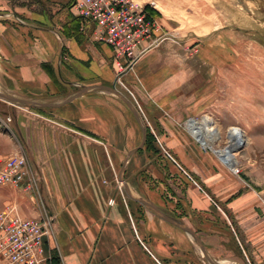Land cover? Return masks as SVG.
Instances as JSON below:
<instances>
[{
  "label": "crops",
  "instance_id": "0c3cea01",
  "mask_svg": "<svg viewBox=\"0 0 264 264\" xmlns=\"http://www.w3.org/2000/svg\"><path fill=\"white\" fill-rule=\"evenodd\" d=\"M71 1L0 0L1 93L38 104H19L25 107L63 111L64 123L78 131L58 137L69 150L49 151L45 164L40 155L33 160L53 226L46 242L51 263L206 264L203 248L218 262L244 264L254 254L264 264V210L192 136L185 76L158 48L163 41L121 75L146 118L139 148L137 120L103 89L118 87L113 50L94 39ZM136 148L122 184L123 163ZM8 189L0 186V206L14 197Z\"/></svg>",
  "mask_w": 264,
  "mask_h": 264
},
{
  "label": "rangeland",
  "instance_id": "374dc122",
  "mask_svg": "<svg viewBox=\"0 0 264 264\" xmlns=\"http://www.w3.org/2000/svg\"><path fill=\"white\" fill-rule=\"evenodd\" d=\"M128 1L145 12L150 27L145 45L165 36L184 39L176 42L163 38L158 48L162 46V53L171 57L170 67L185 76V101L194 109L190 119L207 117L208 126L215 132L212 147L198 144L212 151L232 178L255 194L264 210V0ZM198 36L209 38L199 40ZM126 67L127 62L119 63L113 68L114 74ZM120 81L117 88L138 107L135 90L124 78ZM62 119L60 110L25 107L0 99V157L23 155L34 184L26 193L8 189L9 197H14L1 204L0 210L12 204L21 217L34 218V212L39 214L35 218L50 217L40 196L41 175L33 160L40 155L45 164L50 159L49 151L69 150L66 147L70 144L60 142L58 137L78 131ZM145 125L147 128L146 120ZM236 128L242 142L227 152L230 133ZM150 142L148 136L146 146ZM156 146L162 151L160 144ZM105 162L109 165V160ZM257 259L253 254L244 264H258Z\"/></svg>",
  "mask_w": 264,
  "mask_h": 264
},
{
  "label": "built area",
  "instance_id": "2783aa9c",
  "mask_svg": "<svg viewBox=\"0 0 264 264\" xmlns=\"http://www.w3.org/2000/svg\"><path fill=\"white\" fill-rule=\"evenodd\" d=\"M71 9L77 18L92 26L96 41L112 48L117 66L122 61L127 62V67L117 76V83H121V75L126 69L160 42L156 39L145 45L150 36L145 12L128 0H72ZM163 151L178 165L166 150ZM185 175L199 186L187 172ZM0 186L24 193L33 189V179L23 155L0 157ZM52 235L50 217H21L14 205H7L0 211V261L5 264H51L46 242Z\"/></svg>",
  "mask_w": 264,
  "mask_h": 264
},
{
  "label": "water",
  "instance_id": "95a60500",
  "mask_svg": "<svg viewBox=\"0 0 264 264\" xmlns=\"http://www.w3.org/2000/svg\"><path fill=\"white\" fill-rule=\"evenodd\" d=\"M234 29H238V28H234ZM163 38H170V39H172V40H174L176 42H179V41H183L184 40V39H177V38L175 39V38H173L171 36H165V37H162V38L158 39V42L161 41ZM197 38L199 40H206V39L209 38V36H198ZM103 89L110 91L115 96H117L118 98H120L124 102V104L129 108V110L131 111V113L133 114V116L135 117V119L137 120V122H138V124H139V126H140V128L142 130V133H143V142H142L141 146H139V148H141L142 145L144 144V141H145V138H146V126H145V124L143 122V119H142L141 114L139 113L138 109L136 108V106L128 98H126L119 90H117V88L115 87V85H112L111 87H103ZM0 99L6 100V101L11 102V103L23 104V105H26V106H37L38 105L35 102H31V101H27V100H23V99H18V98H15V97H12V96L3 94L1 92H0ZM139 148H136V149L130 151L129 154H128V158L124 161L123 166H122V169H121L120 174H119V182L120 183L125 184V181H124V173H125V170H126V168L128 166V161H129L128 159L136 151H138ZM128 193L135 200L141 202L145 206H147V207L151 208L152 210H154L160 217H162V218H168L166 215H164L159 210H157L151 203L143 200L142 198H139V197L133 195L131 193V191H129V190H128ZM183 228L188 231L187 228H185V227H183ZM202 251H203L205 257L207 258V260L210 262V264H220V262L211 259L207 255L206 251L203 248H202Z\"/></svg>",
  "mask_w": 264,
  "mask_h": 264
},
{
  "label": "bare ground",
  "instance_id": "6f19581e",
  "mask_svg": "<svg viewBox=\"0 0 264 264\" xmlns=\"http://www.w3.org/2000/svg\"><path fill=\"white\" fill-rule=\"evenodd\" d=\"M138 111L140 113L139 109H138ZM141 117H142V114H141ZM142 119H143V117H142ZM143 122L145 124L144 119H143ZM207 122H208L207 117L200 119V120L192 119L190 121V123H188V128L192 132V135L201 143V145L203 147L210 148L214 144L215 132L210 126H208ZM238 133H239V129H237V128L233 129L232 132L230 133L231 142H230V145L226 148L227 152L234 150L237 146H239L241 144L242 140L240 138H238V136H237V135H239ZM223 161H224V159H223ZM230 165H232V163ZM220 264H230V263L229 262H220Z\"/></svg>",
  "mask_w": 264,
  "mask_h": 264
},
{
  "label": "trees",
  "instance_id": "16d2710c",
  "mask_svg": "<svg viewBox=\"0 0 264 264\" xmlns=\"http://www.w3.org/2000/svg\"><path fill=\"white\" fill-rule=\"evenodd\" d=\"M147 139H148V138H147ZM147 139H146V143H147ZM146 143H145V144H146ZM51 264H52V263H51Z\"/></svg>",
  "mask_w": 264,
  "mask_h": 264
}]
</instances>
